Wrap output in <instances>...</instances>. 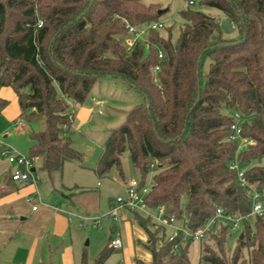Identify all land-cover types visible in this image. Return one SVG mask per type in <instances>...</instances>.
I'll list each match as a JSON object with an SVG mask.
<instances>
[{"label":"trees","instance_id":"1","mask_svg":"<svg viewBox=\"0 0 264 264\" xmlns=\"http://www.w3.org/2000/svg\"><path fill=\"white\" fill-rule=\"evenodd\" d=\"M190 1L220 10L239 37L225 39L220 21L188 8L181 12L184 24L175 44L150 29L147 42L136 39L129 47V28L158 22V6L144 0H0V87L16 92L21 122L44 118L43 130H30L29 157L43 159L41 169L51 181L66 162L81 159L72 142V103L83 105L102 78L136 89L143 102L110 131L96 175L117 168L124 177L121 158L128 146L142 187L153 171L150 209L163 206L167 219L185 214L189 230L206 226L217 208L243 218L232 252L226 248L230 225L210 229L201 241L199 264H264V217L255 216L253 229L249 225L252 191L264 201V0ZM224 107L235 117L223 113ZM236 123L253 144L240 149V140L229 139ZM234 159L248 166L249 187H241L237 171L230 170ZM133 219L148 228L150 217L136 212ZM111 240L94 263L84 254L82 264H104L115 250ZM181 240L163 239L156 249L151 234L149 264H190L192 241ZM175 244L180 247L172 254Z\"/></svg>","mask_w":264,"mask_h":264},{"label":"rangeland","instance_id":"2","mask_svg":"<svg viewBox=\"0 0 264 264\" xmlns=\"http://www.w3.org/2000/svg\"><path fill=\"white\" fill-rule=\"evenodd\" d=\"M144 3L158 6L160 10L164 11L158 18V22L164 25L159 34L165 40L171 38L173 44L177 42L181 27L184 24L181 12L188 10V8L214 17L220 23L227 20L220 10L201 4L200 1H195L194 5L191 6L189 0H144ZM142 30L144 34L141 38L147 42L150 34L149 26L143 27ZM223 37L225 39H237L239 32L237 29L232 32L223 30ZM208 70L209 61H205L203 73L206 74ZM142 102V95L123 81L116 78H102L83 105L72 103L75 111L72 142L74 149L80 153L81 159L66 162L63 173L54 175V181L57 183L56 188L62 192L60 198L62 199L63 195H73L71 199L73 205L67 206L65 212L66 219L70 223L68 237L66 241H61L57 247H52L51 252L47 253L42 264H82L84 254H86L90 263H94L108 246L109 238H113L111 234L113 230L118 231L122 247L116 248L104 264H149L152 260V253L147 248V244L151 234L157 238L156 249H159L162 240L167 241L176 229L180 231L186 229L185 214L182 219L175 220L171 227L166 226L165 231L159 229L157 227L159 224L154 219L157 213L150 208L147 212L121 208L120 213L125 216V220L114 221L110 217H104L101 218L99 226H93L89 220L83 221L80 219V217L99 218L113 211L116 207L117 198H125L126 196L124 183L140 178L133 167L128 146L121 158L124 177L120 175L117 168L110 170L105 177H97L95 169L98 166L110 131L120 127L126 119V113ZM222 112L233 118L235 117V113L225 107L222 108ZM20 121L19 118L16 121H9L0 114V143L8 145L5 150L9 153L17 152L29 157L32 144L30 130L36 132L43 130L45 122L44 118H40L31 125L23 123L21 127L18 125ZM2 127L5 130L4 133H1ZM5 135H9V137L5 138ZM239 146L241 149L244 148L241 141ZM42 165V158L34 162L33 167L36 172L33 173V177L38 183L45 185L48 180L47 175L42 173ZM247 167L244 165L241 169L245 170ZM20 171L25 172V169L22 167ZM152 176L153 171L145 179L148 188L151 187ZM252 198L253 201L264 203L261 198L253 193ZM60 204L62 205V203ZM181 208L185 212V196L181 200ZM136 212L144 217H150L147 229L139 226L133 219ZM81 222L84 224L83 227H80ZM254 222L255 216H252L249 219L251 229H253ZM243 227L244 223L239 222L234 231L229 229V237L226 242V248L229 252H232L236 247ZM201 245V241H192L189 244L188 259L190 264L200 263ZM13 264L26 263L16 259Z\"/></svg>","mask_w":264,"mask_h":264},{"label":"crops","instance_id":"3","mask_svg":"<svg viewBox=\"0 0 264 264\" xmlns=\"http://www.w3.org/2000/svg\"><path fill=\"white\" fill-rule=\"evenodd\" d=\"M0 101L5 102L0 108L1 115L9 121L20 119L21 108L12 87H0ZM4 131L2 127L1 133ZM5 147L8 145L0 143V264H13L16 259L26 264H42L52 247L68 237L70 223L65 212L67 206L73 205V195H63L61 199L57 183L48 176L45 185L38 181H14L13 173L23 166L12 165L2 156ZM127 182L124 183L125 192ZM83 226L81 222L80 227ZM70 243L72 245V241Z\"/></svg>","mask_w":264,"mask_h":264},{"label":"built area","instance_id":"4","mask_svg":"<svg viewBox=\"0 0 264 264\" xmlns=\"http://www.w3.org/2000/svg\"><path fill=\"white\" fill-rule=\"evenodd\" d=\"M189 5H194L192 1L189 2ZM41 25V24H40ZM164 28V25L160 22H154L149 25V29L151 30H161ZM130 33L133 35L130 39L127 40V44L129 47H132L135 43L136 39H140L141 36L144 34V31L142 29L136 30L133 27L129 28ZM159 59H163V52L159 51ZM160 71V66L157 65L153 69V76H154V83L158 84V72ZM239 118V117H237ZM19 126H23V122L18 123ZM232 133L230 134L229 139L231 141L240 140L241 143L244 145V147L247 146V144H253L252 140H247L242 137V129L238 123L232 125L231 127ZM241 149V148H240ZM2 156L8 160V162L12 165H19L23 166L25 168V172H21L19 170H16L13 175L12 179L14 181H25V182H37L35 178L33 177L32 169L34 168V162L32 158L25 157L17 152L9 153L6 150L2 152ZM230 170L237 171L238 173V182L241 187H249L246 179H245V170H242L240 167V164L238 162V159H234L232 163L230 164ZM150 191V188L144 186L142 187L140 185L139 180L132 179L129 180L126 184V196L118 197L115 204L116 207L113 211L106 213L102 215L99 218H82L83 221H91L93 226H99L101 218L104 217H110L114 221H122L125 220V216L120 213L121 208L130 209L132 211H140V212H147L149 209V206L147 204V195ZM253 194H255L257 197L261 198L262 193L258 191H252ZM35 209V208H34ZM156 211V217L154 218L156 223L163 226H169L174 223L175 219H167L165 217V209L163 206H159L154 209ZM251 215L257 216V217H264V203L253 201L252 206V213ZM241 217H235L231 215L225 214V211L222 208H217L216 213L212 220L204 227H197L192 230L185 229V230H178L176 229L171 235L168 240L169 242H176L177 238L182 237L181 243H186L188 241H202L206 239L210 229L217 225L218 223L222 222L225 224L230 225V230L234 231L237 223L242 222ZM111 246L116 248L122 247V241L120 238V235L118 231H116L113 234V238L111 240ZM179 245L175 244L174 248L171 250V253H175L179 250Z\"/></svg>","mask_w":264,"mask_h":264},{"label":"water","instance_id":"5","mask_svg":"<svg viewBox=\"0 0 264 264\" xmlns=\"http://www.w3.org/2000/svg\"><path fill=\"white\" fill-rule=\"evenodd\" d=\"M164 11L159 10L158 14L161 15ZM221 28L226 32H232L234 30V26L228 21L225 20L221 24ZM32 172H34V169H32Z\"/></svg>","mask_w":264,"mask_h":264}]
</instances>
